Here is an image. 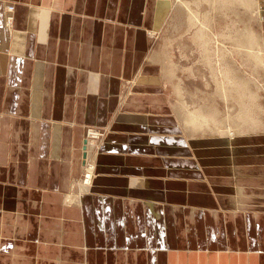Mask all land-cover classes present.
<instances>
[{
  "label": "crops",
  "instance_id": "0c3cea01",
  "mask_svg": "<svg viewBox=\"0 0 264 264\" xmlns=\"http://www.w3.org/2000/svg\"><path fill=\"white\" fill-rule=\"evenodd\" d=\"M171 10L0 0V264H264V116L184 128L153 40Z\"/></svg>",
  "mask_w": 264,
  "mask_h": 264
},
{
  "label": "rangeland",
  "instance_id": "374dc122",
  "mask_svg": "<svg viewBox=\"0 0 264 264\" xmlns=\"http://www.w3.org/2000/svg\"><path fill=\"white\" fill-rule=\"evenodd\" d=\"M218 1L220 4H216L217 0H179V2L172 0V10L162 27L155 33L153 40L155 49L159 51L157 54H160L159 60L163 69L174 70V94L179 86L184 97L182 99L188 108L190 107L191 111L199 110L207 116L205 126L199 133H217L220 129L226 128L229 135H233L234 132L241 130H255L253 127L256 125L251 127L244 125L245 116L246 119L250 116V123H253L251 120L257 117L255 121L256 123L259 121L260 125L264 116V68L259 63L257 65V61L254 62L255 58V60L252 58L248 60L245 51L240 45L238 46V41H241L247 30L261 37L258 22L260 9L259 6H249L250 9L239 0ZM255 2L258 1L255 0ZM191 16H194L197 21L190 23ZM194 23H196L195 26H193ZM201 28H205L207 44H203V41L197 38V32ZM261 54L264 57V52ZM258 66H261L262 70ZM228 70L231 74L229 76L244 84L240 83L244 92H247L248 86L254 98H247L246 95L241 97L242 93L232 90H228V95L220 89L224 87L223 90H227L225 86L230 83V80L229 82L227 80L229 77L224 73ZM173 98L183 124L186 115L178 106L181 101L177 96ZM254 101L257 103L256 106ZM250 102L251 105H249ZM247 107L251 108L248 110ZM259 107H263L261 111ZM242 109H245L247 113L243 114ZM251 113L253 114L250 115ZM239 116L240 119L238 118L237 121L236 117ZM94 128L96 127L88 130L87 134L86 129L84 134L88 140L91 130L100 131L99 138L95 141L98 143L103 137V131ZM86 173L84 170L81 182L86 177ZM79 186L81 192V183Z\"/></svg>",
  "mask_w": 264,
  "mask_h": 264
},
{
  "label": "bare ground",
  "instance_id": "6f19581e",
  "mask_svg": "<svg viewBox=\"0 0 264 264\" xmlns=\"http://www.w3.org/2000/svg\"><path fill=\"white\" fill-rule=\"evenodd\" d=\"M181 1V0H180ZM178 2H179V0H178ZM239 2L240 3H242V4H244V6H246V7H253V6H255V7H257L258 6V2H255V0H239ZM184 3V2H183ZM217 3H219L220 4V2L217 0V2H216V4ZM254 3V4H253ZM187 4V3H186ZM249 7V8H250ZM251 9V8H250ZM257 11V10H256ZM194 14H197L198 15V13H194ZM191 15V14H190ZM10 16V15H9ZM189 22L190 23H193V22H196L197 20L195 19V17L194 16H191L190 18H189ZM206 21V20H205ZM196 25V23H194L193 24V26H195ZM205 29V28H204ZM203 28H201L198 32H197V38H199V40L200 41H203V44H207V41H208V37H207V35H206V32H205V30H204ZM209 35V34H208ZM207 37V38H206ZM240 45V47L242 48V50H244L245 51V53L247 54V58H248V60L250 59V58H252V60H255L254 62H256L257 61V65H258V63L259 64H261V66L264 68V57H263V55L261 54L262 52H263V50H262V41H261V37H259L258 35H256L254 32H252L251 30H247L245 33H244V36L241 38V41H238V46ZM239 48V47H238ZM159 56H160V54H156V56L155 57H157V59H161V58H159ZM255 58V59H254ZM251 60V59H250ZM173 64V63H172ZM261 66H258V68L260 67V69L262 70V67ZM256 67V66H255ZM257 68V67H256ZM168 70V69H167ZM166 69L164 70L163 69V71H165V77H167V76H170L169 78H170V80H174V70L172 69H169L168 71H167ZM164 73V72H163ZM169 73H170V75H169ZM224 73H225V75L226 76H228L229 78L227 79L228 80V82H229V80H230V83H227V86H225L226 88L225 89H227V90H223V88L221 87L220 89L223 91V92H225V94H228V90H232V91H236V92H238V93H242V95H241V97H245V95L247 96V98L249 97V98H254V95H253V93L249 90V88H248V86L246 87L247 88V92H244L243 91V87L240 85V83L241 84H243L242 82H240V81H238V80H236V79H234V78H232L231 76H229V75H231V74H229L230 73V71L228 70V71H224ZM167 75V76H166ZM244 85V84H243ZM261 87V86H260ZM228 88H230V89H228ZM259 90V89H258ZM175 91H176V96H177V98H178V100L179 101H181V103L180 104H178V106L180 107V110L181 111H183L184 112V114L186 115V119H184V121H183V126H184V128L186 129V130H189L190 132H197V133H199V131H202V129H203V127L205 126V123H206V120H207V116H206V114H204V113H202L201 111H199V110H193V111H191V109H189L188 108V106H187V104L183 101V99L182 98H184L182 95L183 94H181V88L179 87V86H177V89H175ZM258 93H259V91H258ZM229 95V94H228ZM227 95V96H228ZM225 98H228V97H225ZM225 98H223V99H225ZM256 99V98H255ZM255 99H253V100H255ZM227 100V99H226ZM244 100V99H243ZM240 101V100H239ZM242 101V100H241ZM250 101V100H249ZM259 100H257V102H258ZM230 102V101H229ZM251 102H253L252 100H251ZM251 102H250V104L249 105H251ZM240 103H242V102H240ZM256 103V101H254V104ZM259 103V102H258ZM253 103H252V105H254ZM257 105V103L255 104V106ZM248 106V105H247ZM176 105H175V110H176ZM250 109L251 107H247V109ZM257 108V107H256ZM260 108V107H259ZM261 108H263V107H261ZM261 108H260V111H261ZM246 109V110H247ZM248 109V110H249ZM243 110V109H242ZM245 110V109H244ZM243 110V114H244V112H246V111H244ZM257 110H258V108H257ZM177 112V111H176ZM240 112H242V111H240ZM251 112V111H250ZM247 113V112H246ZM177 114H178V112H177ZM253 113H251L250 115H252ZM264 114V113H263ZM246 115H248V114H246ZM242 116V115H241ZM254 116V115H253ZM211 117V116H210ZM244 117V116H243ZM242 117V118H243ZM250 117V116H249ZM249 117L246 119V116H245V121L243 122L244 123V125H246V126H255L256 125V127H253V128H255V129H257L258 127H260V122L258 121V123H256V121H255V119L257 118V117H255V119L251 116V118H253L251 121H253V123L251 122L250 123V119H249ZM237 118V121L240 119V116L239 117H236ZM239 118V119H238ZM243 119V120H244ZM242 120V119H241ZM241 120H240V122H241ZM181 122V121H180ZM243 125V124H242ZM243 125V126H244ZM250 129V128H249ZM242 131V130H241ZM237 132H239V131H237ZM235 133V132H234ZM89 135V134H88ZM99 132H97V131H93V130H91V132H90V135L88 136L89 138H88V140H86V144H85V156H84V160L86 161V163H85V161H84V163H85V166L83 167V170H85L87 173H86V177L84 178V180H82V182H81V192H84V191H87L88 189H89V187H90V185L92 184V181H93V179H94V175H95V170H94V167H95V158H96V156H97V153H93L92 152V149L94 148V147H97V143H95V139H98L99 137ZM97 137V138H96ZM93 139V140H92ZM98 148V147H97ZM97 151V150H96ZM95 154V155H94ZM85 194V193H84Z\"/></svg>",
  "mask_w": 264,
  "mask_h": 264
},
{
  "label": "built area",
  "instance_id": "2783aa9c",
  "mask_svg": "<svg viewBox=\"0 0 264 264\" xmlns=\"http://www.w3.org/2000/svg\"><path fill=\"white\" fill-rule=\"evenodd\" d=\"M9 9L11 10L12 9V7H9ZM89 129H93V128H88L87 130H86V134H87V132H88V130ZM86 134H85V136H86ZM99 135H100V131H99ZM99 137V136H98ZM97 138V137H96ZM96 140V139H95Z\"/></svg>",
  "mask_w": 264,
  "mask_h": 264
}]
</instances>
